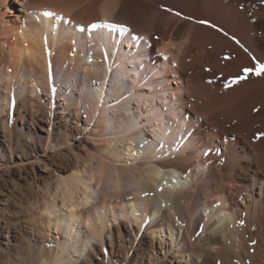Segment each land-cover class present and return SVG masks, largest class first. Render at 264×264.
I'll use <instances>...</instances> for the list:
<instances>
[{"label":"bare ground","instance_id":"1","mask_svg":"<svg viewBox=\"0 0 264 264\" xmlns=\"http://www.w3.org/2000/svg\"><path fill=\"white\" fill-rule=\"evenodd\" d=\"M8 1L0 0V86L7 90L0 91V170L10 171L16 158L26 164L23 135L32 148L48 147L51 118L25 106L39 102L41 91L61 92L57 106L76 111L62 118L92 123L110 150L91 155L85 175L60 177L51 200L26 212L14 208V189L0 177V256L61 264L85 221L102 242L106 228L111 235L108 218L124 217L143 232L167 231L176 261L233 264L237 254L264 264V74L242 72L264 63V0H134L137 11L159 15L150 29L122 15L132 0H111L100 15L91 13L96 0H26V14L13 22ZM53 70L60 74L54 87ZM238 75L246 78L233 83ZM140 151L145 160L125 164ZM33 161L42 171L49 166L40 155ZM142 177L149 189L169 184L170 210L143 197ZM54 229L68 243L44 256ZM137 244L158 257L154 246Z\"/></svg>","mask_w":264,"mask_h":264},{"label":"rangeland","instance_id":"2","mask_svg":"<svg viewBox=\"0 0 264 264\" xmlns=\"http://www.w3.org/2000/svg\"><path fill=\"white\" fill-rule=\"evenodd\" d=\"M25 1L26 0H20L19 2H16V0L8 1L9 4L6 9L8 11V19L11 22L19 21V19L21 20V15L26 14L23 7ZM110 1L111 0L94 1L91 7V13L100 15V12L107 7V4H109ZM126 1L128 3V1L130 0ZM86 4H89L88 0H83V3H81V5ZM127 6L130 7H127L129 9L123 11V16L131 15L136 19L141 20L142 28L145 27V29H150L152 28V26H155L153 23L155 22V19L159 17V15H145V13H147L146 10L137 11L135 8L134 0H132V2L130 1L129 5ZM141 15L144 18L143 20L140 19ZM150 20H153V23H150ZM143 58H145V61L148 62L145 56ZM86 61L90 62L91 60L90 58H88L86 59ZM52 77V87H54L53 85H57L56 81L57 79H59L60 74L53 70ZM79 79L82 80L83 77ZM95 83H97V81ZM82 85L83 84H81V86ZM0 91L3 93L7 92L4 86H0ZM59 94L60 96L57 97L56 95L58 94L55 92H52L50 94L48 92L46 93L45 91H41L39 102L31 103L30 101H25L26 109L30 110L33 108L34 112H36L37 109L38 111H41L40 115L50 117L53 122L51 124L50 130L47 126V131L49 130V136L46 134L45 142L48 143V147H45V151L44 147L43 149L39 147L32 148V144L30 140H28V136L23 135L21 140L24 141L27 145L25 147L26 156H23L21 152L20 158L27 157L28 162L23 159L24 161H26V164H22L21 160L16 158V160H14L15 163H13V167L10 168V171L3 172L4 169L0 170V177L6 179L5 183L7 187L14 189V197L12 196L10 200L12 201V205L15 206L14 208L16 209L24 210V212L29 210L30 207L34 206V204L44 201V199L47 197L48 200H51L52 193L57 187V185L55 186V184H58L60 177L61 180L65 176L71 175L74 170V172L78 171L80 174L84 172L83 175H85L87 172L86 169L89 168L90 165V156H105V154H108V151L110 150V147H108L104 143L106 136L103 134L96 135L93 131L94 127L92 126V123H84L82 120L77 121L75 119L68 120L66 118H62V114L65 115L70 111L71 115H73V113H75L76 111L74 108L63 111L62 108L58 107L56 103L57 99L63 98V96H61V92ZM50 98H53L51 102L49 100ZM0 102H2L1 98ZM143 102L147 103L145 99L143 100ZM81 118H83V114L81 115ZM140 153L141 154L139 158L135 160H129L130 157L122 159L125 160L124 162L126 165L132 166L135 162L145 160L146 153L142 151H140ZM6 154L8 156L9 153L6 151ZM36 155H40V158H43V161L48 163L49 166L47 169L42 171L41 168L44 167L41 165L43 164L40 163V165L39 163L33 161ZM54 170L56 171L54 172ZM178 177L179 179L185 180L182 174H180V176ZM145 179V177H142L141 184L144 189L143 193H148V195H143V197L145 196V198H147L150 202H156L158 208L162 207L169 209V184L163 185L162 183H156V186L153 187V189H149L146 188L147 182ZM47 194L49 195L47 196ZM76 197H79L78 193L76 194ZM13 206H11V208ZM58 206L61 207V203H59ZM158 208L153 215L148 216V219L145 223H149L153 220L154 216L157 214ZM108 219L109 223H107V226L111 230V235L109 237L110 233L108 231V228H106V230L102 233V242L99 241L98 237L93 238L90 234L88 235L85 229V227L87 226V224H85V221L77 231V243L75 244V246H73L72 248L69 247L61 253V264H153L154 260L156 261L155 264H186L185 261H176V258L173 255L174 253H172L170 249H167V240H169L167 239V231H161V233L159 234L152 231L143 232V229L137 230V223L132 222L124 217H118L113 221L111 217H109ZM124 223L130 229H136V237L127 234V229L123 225ZM19 225L28 230L31 229L24 220L20 221ZM116 226L121 229L120 235L117 233ZM5 233L6 232L3 231L2 235ZM24 233L26 236L31 235H28L26 231ZM37 236L38 234H36V237ZM67 238L68 237H66V235L63 234L61 230H52L51 234L49 235V239H47L46 242L47 248H42V246L40 245L41 249L44 250V256L48 255L46 254V252L49 251L48 247L53 253H55L59 249L58 243H68ZM139 238L144 241L143 246H154V249L158 250V257L151 256L150 258L147 254H141L137 244ZM0 239H3V236L0 235ZM159 242H162V245L166 247V250L160 251ZM19 257L20 256H17L15 252L12 254L10 260H6L5 258L0 256V264H31V261L28 258ZM230 261L233 264H252V260L250 259V257L245 259L239 258L237 254H234L230 258Z\"/></svg>","mask_w":264,"mask_h":264},{"label":"snow or ice","instance_id":"3","mask_svg":"<svg viewBox=\"0 0 264 264\" xmlns=\"http://www.w3.org/2000/svg\"><path fill=\"white\" fill-rule=\"evenodd\" d=\"M45 15H51V13H45ZM177 15H179V13H177ZM199 23H202V24H205V23H208V21L206 20H201L199 21ZM102 25L99 24V23H92L89 25V28L90 29H96L98 27H101ZM105 26L107 27H112L111 24H106ZM121 27V31H124V27L123 26H120ZM214 27V25H213ZM81 31H83V29H81ZM158 39V38H157ZM242 72L247 74V73H254L255 75L257 76H260L261 74H264V63H260V62H257L256 63V66L254 68H251V67H246V68H243L242 69ZM246 76H236L235 78H233L232 82L233 83H236L238 82L240 79H245ZM207 154V153H205ZM143 195H148V193H142Z\"/></svg>","mask_w":264,"mask_h":264}]
</instances>
